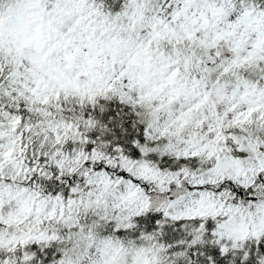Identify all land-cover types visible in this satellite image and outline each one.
I'll use <instances>...</instances> for the list:
<instances>
[{"label":"snow or ice","instance_id":"obj_1","mask_svg":"<svg viewBox=\"0 0 264 264\" xmlns=\"http://www.w3.org/2000/svg\"><path fill=\"white\" fill-rule=\"evenodd\" d=\"M0 264H264V0H0Z\"/></svg>","mask_w":264,"mask_h":264}]
</instances>
